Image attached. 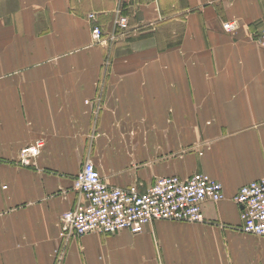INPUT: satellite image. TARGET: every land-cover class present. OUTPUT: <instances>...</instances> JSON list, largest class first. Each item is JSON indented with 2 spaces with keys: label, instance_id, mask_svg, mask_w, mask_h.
Wrapping results in <instances>:
<instances>
[{
  "label": "crops",
  "instance_id": "obj_1",
  "mask_svg": "<svg viewBox=\"0 0 264 264\" xmlns=\"http://www.w3.org/2000/svg\"><path fill=\"white\" fill-rule=\"evenodd\" d=\"M117 2L0 0V264H264V237L242 245L223 227L264 178V0H131L119 30ZM88 159L111 185L203 172L226 198L204 203L203 222L66 237L59 217L82 201Z\"/></svg>",
  "mask_w": 264,
  "mask_h": 264
},
{
  "label": "built area",
  "instance_id": "obj_2",
  "mask_svg": "<svg viewBox=\"0 0 264 264\" xmlns=\"http://www.w3.org/2000/svg\"><path fill=\"white\" fill-rule=\"evenodd\" d=\"M129 1L117 2L114 26L118 30L129 26V17L124 13V3ZM223 27L235 32L238 24L229 21ZM102 34L99 26L93 29L95 40L101 41ZM43 145L44 140L38 139L22 147L17 164L33 166ZM74 189L82 201L59 217L62 235L66 237H80L91 232L114 234L122 230L139 234L157 220L203 222L204 203L226 198L223 184L203 172H196L189 178L178 175L158 177L145 190L139 183L125 187L111 185L91 159L84 162L76 175ZM234 200L242 207V230L264 236V179L244 184Z\"/></svg>",
  "mask_w": 264,
  "mask_h": 264
},
{
  "label": "rangeland",
  "instance_id": "obj_3",
  "mask_svg": "<svg viewBox=\"0 0 264 264\" xmlns=\"http://www.w3.org/2000/svg\"><path fill=\"white\" fill-rule=\"evenodd\" d=\"M115 40H116V35H114V37L112 38V37H110L109 38V46H110V54L108 53V54H105V56H104V60H103V62L107 65V66H109V65H111L112 63H113V60H114V52H113V45H114V43H115ZM112 48V49H111ZM198 146H199V144H198ZM190 148V146H188V149ZM160 153H162L161 151H160ZM128 154L129 155H133L134 156V154H135V151H128ZM168 155V152L167 151H164L163 152V154H160V158H162V159H165V156H167ZM162 177V176H161ZM262 179H264V178H262ZM259 180H261V179H259ZM254 181V180H253ZM242 223L243 222H240L239 224H236V225H234V224H229V225H224L223 227H224V229L225 228H227L226 230H231V231H234L235 232V234L238 236V237H240L241 239H240V241H241V244L242 245H245L244 244V242L245 243H247V240H249L250 238H252V237H254V238H258L259 236H257V235H253V234H248V233H245L243 230H242ZM262 237H264V236H262ZM224 239H228L227 238V236H225L224 235ZM240 249V248H239Z\"/></svg>",
  "mask_w": 264,
  "mask_h": 264
}]
</instances>
